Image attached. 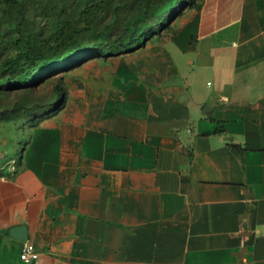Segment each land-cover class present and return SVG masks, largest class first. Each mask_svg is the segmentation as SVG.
Masks as SVG:
<instances>
[{
	"label": "crops",
	"instance_id": "0c3cea01",
	"mask_svg": "<svg viewBox=\"0 0 264 264\" xmlns=\"http://www.w3.org/2000/svg\"><path fill=\"white\" fill-rule=\"evenodd\" d=\"M21 148L0 175V264H264V0H194L88 59Z\"/></svg>",
	"mask_w": 264,
	"mask_h": 264
},
{
	"label": "rangeland",
	"instance_id": "374dc122",
	"mask_svg": "<svg viewBox=\"0 0 264 264\" xmlns=\"http://www.w3.org/2000/svg\"><path fill=\"white\" fill-rule=\"evenodd\" d=\"M101 1L0 0V174L7 157L12 153L18 156L31 128L64 106L70 71L95 57L77 54L71 59L45 64L36 55L58 45L63 26L71 27L82 42L89 39L105 22L96 27L95 22L90 27L85 7L97 6ZM192 2L161 0L160 5H151L165 9V13L158 17V27L149 34L171 27ZM32 65L36 67L27 75L25 71ZM15 71L17 76L12 75Z\"/></svg>",
	"mask_w": 264,
	"mask_h": 264
},
{
	"label": "trees",
	"instance_id": "16d2710c",
	"mask_svg": "<svg viewBox=\"0 0 264 264\" xmlns=\"http://www.w3.org/2000/svg\"><path fill=\"white\" fill-rule=\"evenodd\" d=\"M161 0H102L97 6L85 7L90 19V27L105 22L102 28L91 33L89 39L81 41L69 26L62 27L61 41L56 47L51 46L47 52L36 55L45 64L71 59L77 54H85V58L92 56H107L120 54L136 49L153 36L151 31L158 27V17L165 9L151 7ZM194 2V0H192ZM93 5V4H92ZM122 7L121 10L119 8ZM159 18V19H160ZM159 32V31H157ZM36 52V51H35ZM34 52V53H35ZM35 59V60H36ZM34 60V61H35ZM33 61V62H34ZM44 64V65H45ZM36 65L28 67L27 75L32 73ZM17 76L18 73H12ZM61 96L58 90V96ZM62 100L64 98L62 94ZM1 175V174H0Z\"/></svg>",
	"mask_w": 264,
	"mask_h": 264
},
{
	"label": "built area",
	"instance_id": "2783aa9c",
	"mask_svg": "<svg viewBox=\"0 0 264 264\" xmlns=\"http://www.w3.org/2000/svg\"><path fill=\"white\" fill-rule=\"evenodd\" d=\"M38 257V252L32 241L26 240L21 248L20 258L26 262H30Z\"/></svg>",
	"mask_w": 264,
	"mask_h": 264
},
{
	"label": "water",
	"instance_id": "95a60500",
	"mask_svg": "<svg viewBox=\"0 0 264 264\" xmlns=\"http://www.w3.org/2000/svg\"><path fill=\"white\" fill-rule=\"evenodd\" d=\"M11 234L20 239H28V230L26 225L15 226L11 228Z\"/></svg>",
	"mask_w": 264,
	"mask_h": 264
}]
</instances>
